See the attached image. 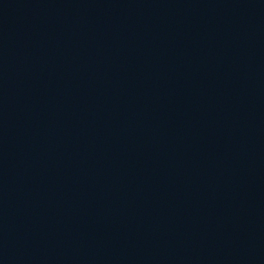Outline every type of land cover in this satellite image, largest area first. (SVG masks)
I'll list each match as a JSON object with an SVG mask.
<instances>
[{
  "label": "water",
  "instance_id": "1",
  "mask_svg": "<svg viewBox=\"0 0 264 264\" xmlns=\"http://www.w3.org/2000/svg\"><path fill=\"white\" fill-rule=\"evenodd\" d=\"M165 0H0V69L121 14Z\"/></svg>",
  "mask_w": 264,
  "mask_h": 264
}]
</instances>
